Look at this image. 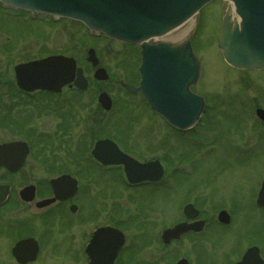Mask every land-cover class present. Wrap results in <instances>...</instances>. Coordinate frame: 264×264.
<instances>
[{"label":"rangeland","instance_id":"1","mask_svg":"<svg viewBox=\"0 0 264 264\" xmlns=\"http://www.w3.org/2000/svg\"><path fill=\"white\" fill-rule=\"evenodd\" d=\"M220 23V0L200 10L192 46L202 67L192 91L202 95L206 105L196 126L179 133L153 114L140 95L128 93L120 84L134 85L138 81V46L0 4V93L16 88L14 65L52 54L73 57L88 79L84 92H65L57 99L75 104L66 149L78 152L81 156L77 159H87L93 142L103 137L119 140L140 162L162 158L161 147L166 141L170 146L169 159L162 161L166 171L161 188L155 192L145 187L130 188L124 181H117L112 188L119 196L123 218L120 225L128 239L122 264H171L180 258H186L190 264H232L250 245L264 249V210L255 205L264 178V121L254 113L256 108L264 109V71L238 70L225 64L217 47ZM184 28H188V21L162 38L178 35ZM90 48L99 61L96 66L86 61ZM97 66L106 70L107 80L92 78ZM100 91L111 97L109 111L103 112L99 107L96 98ZM35 116L33 131L50 135L57 124L54 116ZM3 137L6 138L0 135ZM43 167L30 159L25 167L27 173L23 174L33 170L34 175L47 177ZM108 175L115 180V172ZM108 175L98 178L102 184L105 180L104 200L116 205L108 197ZM186 203L200 211L205 228L197 235L163 245L159 232L183 218L182 207ZM12 208L8 205L0 209V220H5L0 226L14 232L9 236L0 233V264H17L8 249L18 237L13 228L23 221L9 220L22 214L11 210L8 217L4 211ZM220 209L228 212L229 224H218L216 215ZM136 222L141 227L139 232L134 228ZM40 228L36 225L32 233L37 234ZM46 245L38 259L29 264H83V256L66 254L65 246L52 254Z\"/></svg>","mask_w":264,"mask_h":264},{"label":"water","instance_id":"2","mask_svg":"<svg viewBox=\"0 0 264 264\" xmlns=\"http://www.w3.org/2000/svg\"><path fill=\"white\" fill-rule=\"evenodd\" d=\"M212 0H0L15 8L53 15L49 19L101 33L105 37L140 46V80L137 86L121 82L130 93H140L150 108L178 131L187 130L198 122L205 108L202 96L191 91L198 82L201 64L191 46V36L198 18V11ZM222 19L218 29L217 46L224 61L241 70H264V0H221ZM213 2V1H212ZM34 14V13H32ZM231 14L234 18L231 20ZM192 18V19H191ZM72 19V20H68ZM190 19V20H189ZM79 22H76V21ZM188 20V28L168 39L164 35ZM180 37V38H179ZM175 40H169L174 39ZM86 60L92 66L99 62L93 48L86 52ZM72 58L59 55L14 66L16 84L25 90L40 89L58 91L73 81L78 89H85L87 81L82 70ZM225 63V64H226ZM93 77L106 80L105 69L98 67ZM98 103L105 110L111 106L106 92L99 93ZM257 117L264 121V110L256 109ZM24 144L0 146V165L10 170L20 166L26 153ZM92 155L102 163L122 164L129 183L156 181L162 175L158 161L136 162L120 152L113 142L98 140ZM5 156L7 158H5ZM0 187V203L5 197ZM256 204L264 208V180L261 182ZM188 219L196 218L198 211L192 205L183 207ZM220 223L226 224L229 215L220 211ZM203 221L178 223L161 233L163 243L179 239L190 231L198 232ZM123 243L122 234L102 228L94 233L89 250L88 264H112ZM37 247L31 239H23L11 249L20 264L33 261ZM174 264H189L184 258ZM235 264H264L256 246L249 247Z\"/></svg>","mask_w":264,"mask_h":264},{"label":"flooded vegetation","instance_id":"3","mask_svg":"<svg viewBox=\"0 0 264 264\" xmlns=\"http://www.w3.org/2000/svg\"><path fill=\"white\" fill-rule=\"evenodd\" d=\"M85 90L86 89L79 90L72 86H65L56 92L13 88L0 93V135L6 137L0 138V146L7 144H24L27 150L17 169L10 170L0 166V187H4L3 190H5V197L2 203H0V209L8 207V205H13L12 209L4 211L5 214L9 217V211L19 210L22 214L18 215V218L9 220L17 219L23 221L13 228V231L16 232V236L18 237L8 249L10 256V249H12L17 240L31 239L38 248L36 251V259H38L37 257H39V254L43 250L44 243H46L47 245L45 247L47 250L49 249L50 253L53 254L59 251L60 246H65L66 248L63 249V251L66 252V254L83 256V264H87L90 261L88 252L91 248L90 245L92 244L94 233L99 229L109 228L123 236L124 242L112 261V264H122L123 251L126 248L128 239L125 229L120 225L123 218L118 202L119 196L114 193L112 188L117 184V181L119 183L124 181L130 188L134 187L140 189L145 187L155 192L165 183L163 180L166 171L164 167L163 174L159 180L130 184L126 181L124 176L125 172L121 164H104L92 155L91 151L94 144H92L88 150V158L86 159L85 156L83 160H79L80 158L77 159V156H81L78 152L71 153L69 149H66V146L70 143L68 128L70 122L74 119L73 110L75 104L68 100L65 101L64 99H61L62 102H60L61 100L57 102V99L65 92H75L78 94ZM111 108L112 106L110 109ZM100 109L103 110V112L110 110H104L101 107ZM35 115H40L41 119L54 116L57 120V124L52 132L53 134H39L33 131V127H35L33 125L34 118L36 117ZM161 120L163 121V119ZM168 128L170 127L168 126ZM83 135L84 133H82V136ZM101 139L113 142L118 150L126 153V155L137 162H140L128 149H124V147L121 146L119 140L114 141V139L103 137L96 139L93 143ZM48 146H53L54 149H47ZM161 148L163 149L164 156L162 158L158 156L152 157L148 159L147 162L156 160L162 164L163 160L169 159L170 146L167 144V141ZM60 150H62L61 153L55 152ZM156 151H158L157 148ZM5 158L7 157L5 156ZM30 159L44 166L43 170L46 172L45 175L47 177L34 175L33 170L29 171L28 174H23L27 173L25 167L27 166V161ZM84 160L86 167L84 163L81 164ZM67 166L71 167V169L67 168ZM111 172H115V180L112 178L113 175H108ZM105 174L109 176L107 178L111 181V184L106 186L110 188L108 197L114 199L117 203L116 205L109 204L104 200L106 199L104 196L106 188L102 187H105V180L102 184V179L98 177L105 176ZM92 188H94V190ZM186 204L192 205L193 208L198 211L197 217L188 219L182 213L183 218L180 221L178 220L174 224L162 228L158 234L159 240L160 234L164 229L179 222L192 223L201 220L204 222L203 229L205 228L206 222L204 218L200 217V211L194 207L192 203ZM135 209L137 212V207ZM20 212H18V214ZM2 221L5 220H0L1 225H3ZM218 224L224 225L219 222ZM36 225L41 227L37 234L32 233ZM134 228L139 232L141 227L136 222ZM203 229L198 232L190 231L185 233L178 240L188 235H197L201 233ZM0 233L2 235L5 233L8 236L11 235V233L14 234V232L7 230L5 226H0ZM176 241L164 244L160 240L163 245H169ZM251 246L252 245L249 247ZM253 246L258 248L259 256L264 263V249L262 250L254 244ZM126 250H130V245ZM245 250L232 264L240 260ZM131 259L129 258L128 261H131Z\"/></svg>","mask_w":264,"mask_h":264},{"label":"bare ground","instance_id":"4","mask_svg":"<svg viewBox=\"0 0 264 264\" xmlns=\"http://www.w3.org/2000/svg\"><path fill=\"white\" fill-rule=\"evenodd\" d=\"M234 18V15L233 14H231V20Z\"/></svg>","mask_w":264,"mask_h":264}]
</instances>
